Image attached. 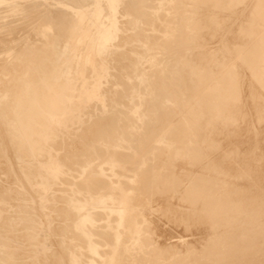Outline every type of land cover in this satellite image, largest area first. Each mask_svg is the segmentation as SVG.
I'll list each match as a JSON object with an SVG mask.
<instances>
[{
    "label": "bare ground",
    "instance_id": "6f19581e",
    "mask_svg": "<svg viewBox=\"0 0 264 264\" xmlns=\"http://www.w3.org/2000/svg\"><path fill=\"white\" fill-rule=\"evenodd\" d=\"M91 1L81 11L0 0V264H24L4 237L17 240L16 222L23 230L38 218L23 192L31 202L19 197L12 215L21 195L12 182L33 194L39 178L44 207L70 163L80 166L59 209L71 222L55 234L41 220L56 245L42 258L264 264V0H122L121 43L113 4L99 18ZM27 10L37 20L12 36ZM161 221L178 240L166 243ZM30 233L20 240L45 246Z\"/></svg>",
    "mask_w": 264,
    "mask_h": 264
},
{
    "label": "rangeland",
    "instance_id": "374dc122",
    "mask_svg": "<svg viewBox=\"0 0 264 264\" xmlns=\"http://www.w3.org/2000/svg\"><path fill=\"white\" fill-rule=\"evenodd\" d=\"M14 1H17V0H14ZM18 1L20 2V0H18ZM21 1H22V0H21ZM35 1H36V3H41V2L43 3V0H41V2H40V0H35ZM37 1H38V2H37ZM44 1H45V0H44ZM46 1H47V2H46ZM46 1L43 3V5H41V4L39 5L41 8L44 7V8H43L44 10H45V8H48V7H58V8L60 7V8H64L63 6H65V7H67V6H71V7L75 8V9H77V10H81V11H83V10H88V9L93 5L92 1H91L92 4H91V3H88V2H90V0H84V1H83V0H82V1L80 0V2H82V3L85 2V5H84V3H83V5H82V3L79 2V0H77V1L75 0L76 2H79L78 4H80V5H75L76 7L73 5V4H77V3H74V2H75L74 0H71V2H69V3L67 2V1H68V0H67V1H66L67 4H66L65 0H49V1L46 0ZM69 1H70V0H69ZM73 1H74V2H73ZM87 1H88V2H87ZM104 1H108V2H110L111 4H113V13H114V14H113V15H114L113 18H114V19L112 20V24H111V25H112V27H115V28L118 27V28L120 29V26H124L123 24H125L124 22H125V18H126L125 14L123 13V12H124V9H123V3H122V0H99V1L97 2V4H95L96 7H97V17H99V18H102V17L104 16V14H105V9H104V7H103V2H104ZM49 2H50V4H49ZM51 2H52V3H51ZM72 2H73V4H72ZM86 2H87V3H86ZM55 3H56V4H55ZM70 3H71V5H70ZM44 4H45V5H44ZM88 4H89V5H88ZM39 6H38V7H39ZM47 6H48V7H47ZM77 6H80V7H77ZM40 7H39L38 10H39V12H42L43 10H42ZM121 7H122V8H121ZM35 9H37V8H35ZM35 9H33V10L35 11ZM122 9H123V10H122ZM30 10H31V11H30ZM30 10H27L28 12L26 11V15H25L26 17L23 15L24 22H23V20H21L22 16H20L21 18L19 17V18H20L19 26L21 25V23H22V25L25 23V18H27L26 23H25V25H26L28 22L33 23L32 20L35 18V15H36V14H39V15H40L39 12L36 11V12H35L36 14H35V13L32 11V9H30ZM41 10H42V11H41ZM121 10H122V11H121ZM29 11L31 12V14H32V12L34 13V14H32V15L34 16V18H32V17H33L32 15H31L32 17L29 15V14H30ZM120 11H121L122 13H121ZM24 14H25V13H24ZM27 14H28V15H27ZM29 16H30V17H29ZM85 16H87V15H85ZM118 16H119V18H118ZM28 17H29V18H28ZM37 17H38V16H37ZM37 17H36V18H37ZM30 18H31V20H30ZM28 19H29L30 21H29ZM34 20H37V19H34ZM122 20H124V22H123ZM27 21H28V22H27ZM31 21H32V22H31ZM120 21H122V22H120ZM17 22H18V21H16L15 23H17ZM30 23H29V24H30ZM87 23H89V22H85V25H88ZM121 23H122V24H121ZM17 24H18V23H17ZM22 25H21V26H22ZM25 25H23V26L25 27ZM119 25H120V26H119ZM17 26H18V25H17ZM21 26H20V27H16V29L19 28V29L21 30V28H23V26H22V27H21ZM27 26H28V25H27ZM27 26H26V27H27ZM26 27H25V28H26ZM25 28H23L22 31H20L19 29H17V30H18V31H17V34H15V33L13 34V32H16V30H14V31L12 32V34H13L12 36H14V35L17 36V35H18L17 38H19L23 33H24V35H26L27 33L25 34V32H28V29H25ZM24 30H25V31H24ZM120 30H121V29H120ZM120 30L116 31L117 34L115 35V38H114V39H115V43H121V42L123 41V39H124L123 36H124L125 33H124L122 30H121V31H120ZM19 31H20V32H19ZM23 31H24V32H23ZM21 32H23V33H21ZM3 34H4V33H1V32H0V35H3ZM19 34H20V36H19ZM24 35H22V36H24ZM39 35H40V36H39ZM39 35H38L39 37L36 36V39H38V40H42V39L47 40V38H46V39H45V37L43 38V36L41 35V33H39ZM119 35H120V36H119ZM118 37H120L119 40H120V39L122 40L121 42L118 40ZM40 38H41V39H40ZM212 45H214V44H212ZM127 46H128V45H127ZM127 46H122V47L120 48V49L123 51V53L127 51V48H128ZM124 50H125V51H124ZM128 51H129V49H128ZM126 54H127V53H126ZM127 55H128V54H127ZM73 58H74V57H73ZM95 98H96V97H95ZM80 101H81V99H80ZM97 101H98L99 104L103 105V104H105L106 98H105L104 95H100V96L97 97ZM85 105H86L85 103H82V106H81V113H84ZM94 117H95V116H92V115H91V116L89 115V117H88V115H87V118H94ZM65 139H66V141L64 140V138H63V139H60V141H61V142H65V146H66V145L68 144L69 141H68L67 138H65ZM62 140H64V141H62ZM67 141H68V142H67ZM61 142H60V143H61ZM66 143H67V144H66ZM71 164H72V165H71ZM77 164H78V163H76V164H74V165H73V163L68 164L67 166H69L71 169H68V167H67V168L64 167V168H66L65 170H67L68 172L66 171L65 173H63L62 178L70 176V178H69V177L67 178L68 183L62 181V180H65V179H62V178H60L59 180L57 179V180H58V183H57V181H56V183H55V185H54V188H55L56 190H55V189H52V190L50 189V190L48 191L47 197H48L49 200H48L47 204L44 205V207H41V206L39 205V203H38V201H37V200H39V198H36V196H38V193H37L38 191H37V189H38V187H40V184H38L39 182H37V181L39 180V178H38V179L35 178V180L32 181V185H33V187L36 189L35 192H34L33 194H36V193H37L36 196L33 195V194L28 190V187L23 186V184H20V183L18 184V183H17L18 185H14L15 182H14V183L12 182V184L9 183V182H7V184H6V182H4L5 185H8V184H9V185H10V184L13 185L14 187H13V186H12V187H13L14 189L17 188L16 191H18V190H19V192L21 191V195H22V192H23V195H24V196H26V195L29 196V195H30L28 198H30L31 200H32V199L35 200V203H34V209H32L33 211L29 210V211H30L29 213H30L31 216L34 218V220H35L36 217H38V218L40 219V222H39V219H38V218H37L38 221H37V219L35 220V222H37L39 225L36 223V224H34V226L32 227V226H30L28 223H26L28 226L25 224L24 227H25L26 229H23V230H21V228H23V224H22V222L24 223V220L22 221V219H21L19 222L17 221V222H16L17 224L20 223V224H18V226H19V227L22 226V227L19 228L17 225H15V226H17V228L19 229V232H16V229H14V228H16V227L13 228V229L15 230L16 234L19 233V235H20V233L22 232L21 235H23V237H22L21 235H20V236L22 237L21 239H23V238H24V234H23V233L26 232V233L29 234V233L31 232L30 234H32V232H34L35 234H38L39 237H41L42 239H44V242H43V245H45L44 247H42V248H38V250H32L30 244H27V243H29L30 241H29L26 237H25V238H26L27 241H28L27 243H26V239L24 240V242H23L22 240H20V236H19V238H18L17 240H16V239L9 238V237H4V239L7 240V241H9V242L11 243V245H16V246L19 245L18 247L15 246L16 248H15L14 246L11 247V248H14L15 250H17L18 253L23 252V253H20V255H22V256H23V254L26 255V256L24 255V257H22V256H18V257H17V260L22 261L24 264H30V263H31V262H30L31 260H32V263H31V264H36V263H37V264H51V263H52V264H55V263L52 262V260L49 259V258H44V257L42 258V256H43L42 254H43L44 249H46V248H47V249H50V248L52 247V249L54 250L55 248H53V247H56V245L54 244V240H53V241L51 240V239L53 238L54 235L52 234V232L50 231V229H49L45 224H43V222H45V217L47 216V217H46V220L48 219L47 222L51 225V227L53 228V226L56 224V225L54 226V228L56 227V228H58V229L60 230V231H59V230L57 229L58 231L56 230L57 233H55V234H58V232H61V234H62V232L65 233V231H66V229H64V228H66V227H65V224H67V222H69V221L71 222V220H70L69 218H66L65 216H63L62 219H64V221H62V220H61V217H62L61 214H62V213L60 212V210H61V207H62V205H63V200H64V199H65L64 202H66V195H67V194H65V193L68 192V190H67L66 188H67V187H68V188L70 187V185H68V184H69V182H71V180H72V178H73V175H75V174L78 173V172H76L77 170L75 171L76 173L74 172V170L77 169V168H79V166H80L79 164H78V165H77ZM75 165H76V166H75ZM65 166H66V165H65ZM74 166H75L76 168H75ZM72 169H73V171H72ZM69 172H70V174H71V172H72V175H69ZM73 172H74V173H73ZM64 175H65V176H64ZM60 181H61V182H60ZM65 181H66V180H65ZM62 182H64V184H63ZM35 183H37V184H35ZM61 183L63 184V186H62V187H64L63 189H62L61 186H60ZM62 184H61V185H62ZM9 185H8V186H9ZM11 185H10L9 187H11ZM19 185H20V186H19ZM56 186H58V188L60 187L59 189H61V190H59L58 188H56ZM66 186H67V187H66ZM65 187H66V188H65ZM18 188H20V189H18ZM64 189L67 190V191H65ZM22 190H23V191H22ZM63 190H64L65 192H64ZM36 191H37V192H36ZM62 191H63V192H62ZM19 192H18V193H19ZM24 193H26V194H24ZM57 193H59V194H57ZM53 194H54V195H57V196L54 197ZM62 194H63V195H62ZM19 195H20V193L18 194V197H15V198H18V199H12V200H15V201H12V200H11L12 203H13V205H14V207H15V208L13 207V212H15V213H12V215L14 214L15 217L17 216L16 214H17V212H18V211H14L15 209H17L16 206H15L16 201L19 202V203L22 202L23 205H27V204H29V202H31L30 199H29V200H28V198L25 199L26 197L24 198L23 195H22V198H23V199H22V198H21V195H20V196H19ZM60 195H62V196H60ZM16 196H17V195H16ZM63 196H64L65 198H64ZM19 197H20V199L22 200V201L20 200L21 202L18 201V200H19ZM58 198L60 199V201H58ZM63 198H64V199H63ZM56 199H57V200H56ZM23 200H27V201H23ZM11 201H10V202H11ZM14 202H15V203H14ZM36 202H37V203H36ZM66 204H67V203H65L64 205L66 206ZM13 205H12V204L10 205L11 209H9L10 207L8 206L9 208H8V210L6 211L7 214H6L5 211H2V213L4 212L6 215L11 216V213H10V212L12 211V206H13ZM16 205H17V203H16ZM20 205H21V204H20ZM35 205H36V206H35ZM52 205H53L54 207H53ZM57 205H58V206H57ZM59 205L61 206L60 209H59ZM64 205H63L62 209H64ZM37 206H38V207H39V206L41 207V208H39L41 211H42V209H44V214H43V212H41L39 209H38V210H39L40 212L36 209ZM35 207H36V208H35ZM48 207H49L50 209H49ZM57 207H58V208H57ZM56 208H57L59 211H58V210L56 211ZM9 210H10V212H8ZM36 210H37V212H39L38 214H36V213H37ZM31 212H32V213H31ZM45 212H46V214H45ZM48 212H49V214H47ZM57 212H58V214H57ZM59 212H60V213H59ZM4 213H3V214H4ZM8 213H9V214H8ZM34 213H35V214H34ZM40 213H41V214H40ZM23 214H25V213L22 212L21 215H23ZM30 214H29V215H30ZM59 214H60V215H59ZM14 215H13V216H14ZM33 215L36 216V217H34ZM59 217H60V220H59ZM20 218H21V216H20ZM20 218H19V219H20ZM54 218H56V219H54ZM43 219H44V220H43ZM65 219H66V220H65ZM41 220H42L43 222H42ZM21 221H22V222H21ZM56 221H57V222H56ZM70 222H69L66 226H68V225L70 224ZM40 223L42 224L41 226H40ZM45 223H46V222H45ZM59 223H61V224L63 223V224L60 226ZM164 223H165V224H164ZM164 223L161 221V224L163 225V227H164L168 232L171 230V231L169 232V235L172 234V235H170V236L168 235V237H170V238L167 237L169 240L166 239V243H167L168 241H170L169 243H172L173 241H175L176 239H175L174 237H176L177 240H178V239H179V238H178V237H179V236H178L179 234L177 233V231H176V230L173 231L174 228H172L171 225H169V223H166L165 221H164ZM21 224H22V225H21ZM58 224H59V225H58ZM57 225H58V226H57ZM165 225H166V226H165ZM29 226H30V227H29ZM36 226L39 227V228H36ZM169 226H170L172 229H171ZM27 227H28V229H27ZM34 227H35V228H34ZM166 227H168V228H166ZM30 228H32V230H31ZM18 229H17V230H18ZM34 229H36V231L39 230V232L37 231V233H36ZM24 230H26V231H24ZM27 230H29L30 232H28ZM173 232H174V233H173ZM50 233H51V234H50ZM55 236H56V235H55ZM172 237H173V238H172ZM65 238H66V236H65ZM66 239H67V241H69V242H68L69 244H72V243H73V242H72L73 239H69V238H66ZM173 239H175V240H173ZM19 240H20V241H19ZM51 241H52L53 243H51ZM153 242L155 243V242H157V241H156V240H153ZM12 243H14V244H12ZM169 243H168V244H169ZM17 244H18V245H17ZM51 244H52V245H51ZM21 246L24 247V248H22ZM34 246L36 247L35 244H34ZM20 247H21V248H20ZM28 248H29V250H28ZM24 249H27V250H24ZM19 250H20V251H19ZM40 252H41V253H40ZM27 253H28V256H27ZM29 253H30V255H31V253H34V254L31 255V256H33V255H34V256H33V257H30V256H29ZM39 254H41V256H40ZM37 256H38V257H37ZM39 256H40V257H39ZM35 257H37V259H39V260L37 261V259H36ZM22 258H26V260H25V259H22ZM28 259H29V260H28ZM30 259H31V260H30ZM33 259H36V263L34 262L35 260H33ZM44 259H45V260H44ZM27 260H28V262H30V263H27Z\"/></svg>",
    "mask_w": 264,
    "mask_h": 264
}]
</instances>
